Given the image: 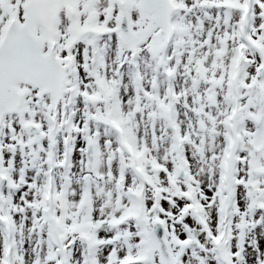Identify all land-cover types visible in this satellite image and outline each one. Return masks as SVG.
Instances as JSON below:
<instances>
[{"label":"snow or ice","instance_id":"obj_1","mask_svg":"<svg viewBox=\"0 0 264 264\" xmlns=\"http://www.w3.org/2000/svg\"><path fill=\"white\" fill-rule=\"evenodd\" d=\"M0 264H264V0H0Z\"/></svg>","mask_w":264,"mask_h":264}]
</instances>
